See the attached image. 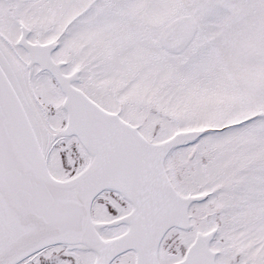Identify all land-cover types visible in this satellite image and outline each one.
<instances>
[{
	"label": "snow or ice",
	"instance_id": "obj_1",
	"mask_svg": "<svg viewBox=\"0 0 264 264\" xmlns=\"http://www.w3.org/2000/svg\"><path fill=\"white\" fill-rule=\"evenodd\" d=\"M0 264H264V0H0Z\"/></svg>",
	"mask_w": 264,
	"mask_h": 264
}]
</instances>
